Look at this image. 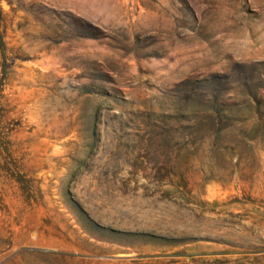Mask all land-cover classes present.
Listing matches in <instances>:
<instances>
[{"label":"rangeland","instance_id":"374dc122","mask_svg":"<svg viewBox=\"0 0 264 264\" xmlns=\"http://www.w3.org/2000/svg\"><path fill=\"white\" fill-rule=\"evenodd\" d=\"M0 264H264V0H0Z\"/></svg>","mask_w":264,"mask_h":264}]
</instances>
